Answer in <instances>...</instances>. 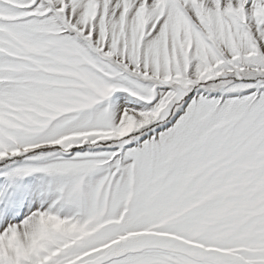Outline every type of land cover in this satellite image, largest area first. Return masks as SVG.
Instances as JSON below:
<instances>
[{"label":"snow or ice","instance_id":"snow-or-ice-1","mask_svg":"<svg viewBox=\"0 0 264 264\" xmlns=\"http://www.w3.org/2000/svg\"><path fill=\"white\" fill-rule=\"evenodd\" d=\"M0 264H264V0H0Z\"/></svg>","mask_w":264,"mask_h":264}]
</instances>
